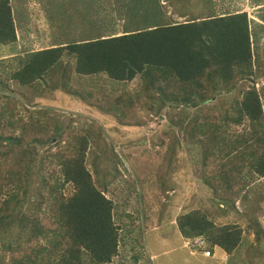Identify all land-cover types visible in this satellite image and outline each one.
Returning a JSON list of instances; mask_svg holds the SVG:
<instances>
[{"label": "trees", "instance_id": "obj_1", "mask_svg": "<svg viewBox=\"0 0 264 264\" xmlns=\"http://www.w3.org/2000/svg\"><path fill=\"white\" fill-rule=\"evenodd\" d=\"M18 5L14 3L16 9ZM61 7L67 10L66 4ZM12 8L11 0H0V44L15 47L17 13ZM151 8L157 12L164 6L156 1ZM205 17L170 24L153 20L145 27L130 26L123 34H99L30 51L19 58V69L0 75V249L11 252L10 262L0 257V264H114L118 239H128L120 235L116 220L128 213L124 204L129 205L132 196L135 205H143V195L135 179H123L126 186L118 188L123 177L118 165L123 163L104 135V114L120 125L141 126L145 117L136 108L156 114L168 105L169 122L186 131V141L198 150L200 180L214 192L219 211L229 205L218 204L239 196L240 185L244 188L255 176H264V116L260 94L248 82L260 77L262 61L252 55L247 15ZM99 75L122 83L139 77L144 94L135 97L123 88L111 95L103 87L100 94H83L81 98L105 119L76 126L75 119L60 117L47 105L25 107L23 113L16 109L17 102L36 103L34 99L46 94L68 93L73 76ZM175 139L164 159L169 164ZM88 153L89 171L84 161ZM243 171L250 177H235ZM55 174L63 183H72L71 196L41 194V184L52 183ZM163 174L157 170L159 181ZM34 175L40 183L32 193ZM160 187L166 190L162 182ZM119 192L124 197L118 202ZM213 214L193 208L178 214L175 223L184 236L206 235L211 245L231 253L241 242L242 230L224 224L210 232L215 229ZM135 215H126L131 222L126 236L140 226L134 224ZM251 215L245 214L247 232L256 226L254 238L260 243L263 229ZM171 217L166 212L157 223H168ZM25 243L27 252L21 248Z\"/></svg>", "mask_w": 264, "mask_h": 264}, {"label": "rangeland", "instance_id": "obj_2", "mask_svg": "<svg viewBox=\"0 0 264 264\" xmlns=\"http://www.w3.org/2000/svg\"><path fill=\"white\" fill-rule=\"evenodd\" d=\"M11 1L12 9L17 13L14 22L17 42L14 43L15 47L0 44V75L4 77L10 75L14 69H19V58L30 51L89 39L99 34H123L130 26L145 27L146 22L153 20H169L166 24H170L190 21L189 18H203L205 15L218 16L234 11H246L252 55L253 58L262 61L260 77L256 80L252 78L253 81L249 78L248 82L254 83L260 94L264 116V0H246L245 2L244 0H91L90 4H87L89 0ZM135 1L138 8L134 6ZM156 1L164 6L157 12L151 8ZM73 2L75 6L72 5ZM14 3L19 4L17 9ZM65 4L67 10L62 11L61 5L65 7ZM152 25L151 23L150 27ZM89 77L73 76L68 82V93L57 91L46 94L44 97L34 99L36 103L17 102L16 109H21L23 113L25 107L32 106L31 108L34 109L47 105L53 107L58 116L75 119L72 125L76 126L86 120L88 123L95 119L103 122V115L81 98L83 94L88 92L100 94L101 87L109 88L105 91L110 92L111 95L117 94L123 88L134 92L135 97H142L144 94L139 91L143 81L139 77L123 82L125 85L122 82L108 80L105 75ZM72 91H75L77 95L73 96ZM135 110L145 117V123L141 126L120 125L115 119L105 114L104 116L110 120L102 123L106 139L112 142L123 163L122 166L118 165L119 172L123 176L121 183L117 181L118 188L126 186L127 183L123 179L129 178L128 183L135 179V186L143 195V205H135L134 196H132L129 198V205L124 204L128 213L121 214L120 220H116L120 235L128 239L125 242L118 239L119 252L114 258V264H264V176H255V180L247 183L248 187L242 188L240 185L239 196H230L232 202L217 205V207L229 205L228 209L224 207H218L220 211L215 209L217 198L214 197V192L200 180L202 166L198 150L192 143L188 144L189 142L186 141L188 137L186 131L169 122V106L164 105L156 114L145 112L140 108ZM185 110L193 111L190 108ZM246 126L247 123L240 124L238 132L242 133ZM173 136H176L175 155L169 164L164 159ZM91 156L92 154L88 153L84 159L88 171L91 169ZM158 169L164 171L162 181H159L157 176ZM242 173L235 177H250L244 171ZM250 175L252 176L251 173ZM138 177L141 178L139 181ZM161 182L166 187L164 191L160 190ZM39 183L40 177L34 175L32 193ZM41 186V194L44 197H47L50 192L51 197H69L74 191L72 185L63 183L61 177L56 174L52 183L41 184ZM54 189H56L55 192ZM236 189L237 187L233 186V193ZM122 193H117L119 196L115 199L118 202L124 197ZM193 208L203 209L206 213L212 210L215 213L211 216L215 227L210 231L212 233L224 224L238 225L242 230L239 246L231 253H226L219 246L215 248L211 245L206 235L199 237L203 240L201 245L195 242L198 236H184L176 228L175 219L178 214ZM137 212L139 214L135 215ZM166 212L171 213L170 222L158 224L159 217ZM246 213L253 214V218L263 229L260 243H257L254 238L256 226H252L253 228L247 232L249 221L245 216ZM129 214L135 215L132 217L134 224L140 226L133 227L132 233L126 236L125 232L131 226L130 220L126 217ZM120 221H124L125 224H120ZM147 235L163 240L159 253L152 254V238L150 237L151 243H149ZM184 242L189 247L185 246ZM21 248L27 252L26 243L22 244ZM206 250L210 252L209 258L202 254ZM2 253L5 254L2 255ZM10 253L0 249V257H3L5 261L10 262ZM151 255L154 261L158 260V262L152 261ZM176 256L179 260L175 262ZM182 258L186 260L183 261Z\"/></svg>", "mask_w": 264, "mask_h": 264}, {"label": "clouds", "instance_id": "obj_3", "mask_svg": "<svg viewBox=\"0 0 264 264\" xmlns=\"http://www.w3.org/2000/svg\"><path fill=\"white\" fill-rule=\"evenodd\" d=\"M246 0H244V2H245ZM236 12H245L246 13V11H234V12H232V13H236ZM214 13V12H213ZM216 13V12H215ZM220 13H222V12H220ZM219 14V13H218ZM224 14H222V15H218V16H223ZM205 16H207V15H205ZM203 17V18H197V17H195V18H189V20H201V19H204V18H207V17ZM218 16H216V15H212V17H218ZM15 33H16V30H15ZM16 37H17V33H16ZM85 40V39H84ZM80 41H83V40H80ZM15 42H17V38H16V40H15ZM76 42H79V41H76ZM48 48V47H47ZM40 50V49H39ZM21 58V57H20ZM102 119H105L103 116H102ZM107 120H110V119H107ZM65 184H72L71 182H65ZM177 228V227H176ZM178 229V228H177ZM150 237L152 238V244H151V248H152V254H154V253H159L160 252V248L163 246V240L161 239V241L159 240V238L158 239H156V238H154V237H152L151 235H147V240H148V242L149 243H151V240H150ZM195 242H197V243H199L200 245H201V243H203V240L201 239V238H199V237H197V240H195ZM184 244H186L185 246H187V247H189L188 245H187V243H185L184 242ZM215 248H218V246H214ZM220 250V249H219ZM222 250V249H221ZM206 251H208L209 252V250H206ZM206 251H204V253H202L203 254V256H205V257H210V252H209V255H206ZM223 253H225L224 251H223ZM226 254V253H225ZM151 257H152V255H151ZM173 257V256H172ZM178 258V256H176V259ZM186 260V259H185ZM152 261H154V258L152 257ZM161 261V260H160ZM171 261V260H170ZM169 261V262H170ZM154 262H158V260H156V261H154Z\"/></svg>", "mask_w": 264, "mask_h": 264}, {"label": "built area", "instance_id": "obj_4", "mask_svg": "<svg viewBox=\"0 0 264 264\" xmlns=\"http://www.w3.org/2000/svg\"><path fill=\"white\" fill-rule=\"evenodd\" d=\"M206 255H209V252L208 251H206Z\"/></svg>", "mask_w": 264, "mask_h": 264}, {"label": "water", "instance_id": "obj_5", "mask_svg": "<svg viewBox=\"0 0 264 264\" xmlns=\"http://www.w3.org/2000/svg\"><path fill=\"white\" fill-rule=\"evenodd\" d=\"M251 80L253 81V79L251 78Z\"/></svg>", "mask_w": 264, "mask_h": 264}]
</instances>
